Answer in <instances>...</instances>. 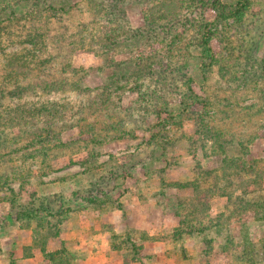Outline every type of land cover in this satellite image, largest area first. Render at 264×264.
<instances>
[{
  "label": "rangeland",
  "instance_id": "374dc122",
  "mask_svg": "<svg viewBox=\"0 0 264 264\" xmlns=\"http://www.w3.org/2000/svg\"><path fill=\"white\" fill-rule=\"evenodd\" d=\"M210 1L0 0L5 52L26 48L32 25L62 34L58 55L85 71L79 84L89 87L56 96L75 101L62 121L0 132V264H264V247L244 249L241 236L264 242V222L246 212L231 224L238 203L216 197L191 211L192 188L175 186L218 167L204 127H225L264 159V0H246L238 23L228 13L240 0H222V17ZM162 3L176 7V21L154 15ZM203 26L218 61L204 73ZM79 33L104 42L68 53ZM122 75L129 84L114 92L115 108L93 112L89 102L106 97L99 87ZM187 86L197 103H186Z\"/></svg>",
  "mask_w": 264,
  "mask_h": 264
},
{
  "label": "trees",
  "instance_id": "16d2710c",
  "mask_svg": "<svg viewBox=\"0 0 264 264\" xmlns=\"http://www.w3.org/2000/svg\"><path fill=\"white\" fill-rule=\"evenodd\" d=\"M120 3L122 0H114ZM211 8L218 13L220 17L226 6L223 5L222 0H211ZM51 15L49 17L58 18L60 8L50 7ZM159 8L163 9L161 12L155 7L154 15L160 16L162 20L164 17L169 21H176L177 10L170 4H160ZM248 5L246 0H240L234 6H230L228 16L232 17L236 23L241 22ZM175 9V10H174ZM169 13V14H168ZM64 14V13H63ZM68 14V13H65ZM33 15L41 18L40 13L31 12ZM151 17V21L154 18ZM49 24L50 19H46ZM46 24V25H47ZM48 29V28H47ZM206 28H200L199 34L201 35L197 45L203 52L201 57V65L203 73L211 70L214 63H217L216 57L208 56L210 52L209 37ZM115 34V32L113 33ZM115 36V35H114ZM26 46L20 51L5 52L3 49V41L0 39V63L1 76H0V132L3 130L9 132H21L30 130L33 125L45 122L47 124H55L64 118V111L71 108L70 104H75L68 101L65 97L64 100L59 101L56 99L58 94H68L71 92H88L87 85L81 86L79 80L85 73L80 68H73L70 62H66L61 58L58 53L62 50V34L59 36H52L47 33V30L33 29L30 27L25 34ZM49 39L52 43L59 47H50ZM106 42V49L111 50L113 42L110 38ZM99 41L101 38H98ZM93 38L88 40L87 36L82 33L76 34L72 37L70 50L68 53L73 52L75 48H88L95 49L96 42ZM104 42V41H103ZM112 43V44H111ZM96 45V46H95ZM95 46V47H94ZM55 50V53H53ZM70 60L71 56L68 54L66 57ZM136 76L133 80L135 82V89L141 97L144 96L143 83L140 81L142 71L138 70L133 72ZM124 76L112 79L109 86L99 87L104 98L96 97L89 102L90 109L98 110L101 112H110L113 107L108 105L113 102L111 99L114 92L122 91L129 83L121 81ZM98 88V87H97ZM112 89V92L109 89ZM194 96V98H193ZM186 103H197V97L192 87L187 86ZM193 98V99H192ZM203 105L207 103L201 100ZM114 104V102H113ZM188 104V103H187ZM187 104L183 105L186 107ZM209 140H211V154L213 159L218 162V167L211 171L199 173L197 178L191 183H176L175 186L184 189L192 188L194 197L189 201L191 211L202 212L201 210H209V201L213 198H220L227 200L228 205H232L235 209V203H238V208L235 209V214H231V224L237 223L240 214L249 212L253 218L264 222V159L257 160L253 155L244 148V144L235 141L233 134H226L225 127H211L210 129L203 128ZM258 136H263V132H258ZM255 134H249L250 140L258 138ZM237 144L241 147V152L236 156L226 155L231 145ZM220 171L219 175H214V172ZM220 181H222L220 183ZM203 186H207L204 189ZM30 216V215H29ZM179 216V215H178ZM222 216V215H221ZM222 218V217H221ZM226 221V220H225ZM243 238V248L255 250L257 247H264V242L259 243L251 242L244 232L241 234ZM244 251V250H243Z\"/></svg>",
  "mask_w": 264,
  "mask_h": 264
}]
</instances>
